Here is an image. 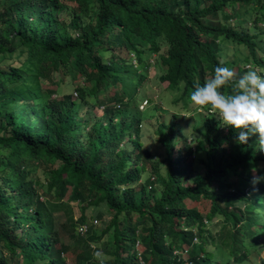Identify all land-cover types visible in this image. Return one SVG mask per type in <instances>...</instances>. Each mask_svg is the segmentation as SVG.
Masks as SVG:
<instances>
[{"label":"trees","instance_id":"1","mask_svg":"<svg viewBox=\"0 0 264 264\" xmlns=\"http://www.w3.org/2000/svg\"><path fill=\"white\" fill-rule=\"evenodd\" d=\"M75 1L0 0V264H65L54 214L70 189L82 210L73 218L65 209L63 228L83 243L75 264H248L254 227H264V185L253 190L249 168L264 164L258 136L239 145L234 129L207 119L193 145L176 124L169 138L159 132L166 154L153 161L141 141L138 94L153 58L172 93L182 84L183 100L219 64L241 62L238 76L248 64L264 72V0ZM116 48L128 57L106 55ZM22 57L21 67L8 63ZM55 74L83 84L60 99L45 87ZM40 166L43 182L30 178ZM148 166L153 175L137 188ZM187 200L210 201L211 210L203 215ZM99 221L107 225L100 234Z\"/></svg>","mask_w":264,"mask_h":264},{"label":"rangeland","instance_id":"2","mask_svg":"<svg viewBox=\"0 0 264 264\" xmlns=\"http://www.w3.org/2000/svg\"><path fill=\"white\" fill-rule=\"evenodd\" d=\"M62 3L66 4L67 6L71 8L77 7V3L75 0H61ZM67 12H62L60 19L61 21H64L66 18ZM228 19L225 18L223 21H227ZM67 21V20H66ZM68 23V21H67ZM225 23V22H224ZM234 26V25H232ZM167 46L163 45V52H166ZM112 53H116L118 57H128V55L123 52L121 48H116L115 50H111L107 56H111ZM241 58H243L242 55H240ZM238 55L236 57L232 56L230 60H236ZM155 63H153V66L150 67L146 72V81L143 87L140 89V93L138 94V97L140 98V101L138 102L139 108L141 112V118H142V127L141 132L143 134V137L141 138V141L143 142L144 146L151 152L153 155V161L161 160L164 155L166 154L165 149V143H161V140L159 139V132L162 131L164 136L166 138H169V129L172 125H180L183 128V134L185 136L186 142L188 144L196 145L199 140L202 139V132L205 130V121L208 120H216V122L219 124V120L216 117H213L211 114L208 113V111L205 109L203 111L195 109L191 104L189 97L187 99L183 100V86L181 84V87L177 89V91H174L173 93L168 88V83L161 82L160 78L163 76V74L166 72V69L163 68L161 65L157 64V60L155 58L152 59ZM130 61V59H129ZM26 62V59L18 58L16 61H9L8 63L14 64L16 66L21 67V63ZM28 65H26L27 67ZM247 66H250L254 69V66L252 64H248ZM242 68V63L237 62V66L233 68L234 71L239 72ZM31 69V68H30ZM29 69V70H30ZM260 71L259 69H256ZM31 78H29L28 85H31ZM52 84H46V88H54L59 90V96L58 98L62 99L64 95L70 94L73 92L75 87H77L78 84H83V78L81 76H78L76 78H72L71 76L67 74H55L53 78ZM72 83L70 85L69 83ZM78 82V83H77ZM122 84H118L117 86H111L109 89L108 95L112 97L117 91H122ZM28 94V92H27ZM105 96L104 92L99 95L100 98H103ZM73 98L76 99L77 96L73 95ZM93 114L97 115L98 117L102 116V107H97V109L93 108ZM224 130H227V128H223ZM34 164L37 163H43V160H33ZM55 167V164H51L50 168ZM33 168V167H32ZM250 170L255 168L256 174H258V170H264V164L260 165H254L251 164L249 166ZM34 172L31 173L30 178L34 179L35 181H45L46 175L43 172L42 166L39 168H33ZM199 170V167L195 164L192 169H190L191 172ZM151 168L150 166L147 167V172L143 176V179L138 183L137 188L141 184L145 182L148 176L153 175L151 174ZM251 175L253 176V173L251 171ZM193 175L191 176L192 179ZM191 179L188 180V184H191ZM240 182L242 179H237L234 177H230L229 181H236ZM261 184L264 185V180L261 181ZM242 188V186H241ZM44 190H48L47 186H44ZM71 189L67 192V194L64 196V198L60 201L61 204H64V208L68 209L71 208V211L69 212L73 218H77L81 215V205L75 202H72L69 200V196L71 194ZM249 189L246 190L248 192ZM8 194H10L7 191ZM55 196V195H54ZM158 196V194H157ZM252 192L249 191L247 193V197H251ZM257 204V201H256ZM186 205L190 208H197L199 212L203 215H206L211 210V202L202 200L200 203H195L191 200L186 201ZM256 207V206H255ZM104 209L103 207H101ZM65 209H61L58 212L54 214L55 216V229L59 233V239L60 244L65 245L68 247L69 251L64 256L65 264H75L77 260L78 254L83 252V243L81 241H78L75 236L71 235V232L67 228H63V225L67 223V219L69 217L68 212L65 211ZM94 212L95 208L90 209ZM69 211V210H68ZM256 214H259V211L255 210ZM109 221V219H107ZM107 221V222H108ZM214 222H217V219H214ZM107 225H104L102 222L99 221V225L96 227V232L100 234L103 228H105ZM256 231V237L258 238L257 243L255 244V247L252 252L253 256L251 257L250 262L248 264H264V250L261 249V247L264 245V227H261L259 224H256L254 227ZM262 235V236H261ZM107 237H104L103 241ZM100 244H94L91 243V249L95 250L94 255L95 259L100 262L101 260H104V258L107 256L106 253L103 252L102 248H99ZM101 246V245H100ZM59 247V245H57ZM141 248V247H140ZM17 253H20V250L17 251ZM184 258H188V255L185 253ZM17 264H23L21 261V257L18 258ZM36 264H46L45 262L38 261Z\"/></svg>","mask_w":264,"mask_h":264},{"label":"clouds","instance_id":"3","mask_svg":"<svg viewBox=\"0 0 264 264\" xmlns=\"http://www.w3.org/2000/svg\"><path fill=\"white\" fill-rule=\"evenodd\" d=\"M244 67L246 70L238 76L230 67L215 66L203 85L195 86L189 100L195 109H206L216 117L218 127L234 129L237 144L246 145L251 137L258 136V151L264 152V72ZM251 171L253 190L258 191L256 185L264 176L257 175L255 168Z\"/></svg>","mask_w":264,"mask_h":264},{"label":"built area","instance_id":"4","mask_svg":"<svg viewBox=\"0 0 264 264\" xmlns=\"http://www.w3.org/2000/svg\"><path fill=\"white\" fill-rule=\"evenodd\" d=\"M80 232H81L82 234H85V233L87 232V227H84V228L80 229Z\"/></svg>","mask_w":264,"mask_h":264}]
</instances>
